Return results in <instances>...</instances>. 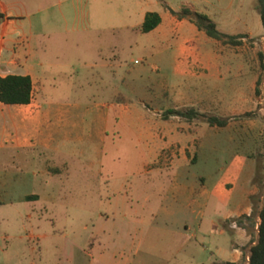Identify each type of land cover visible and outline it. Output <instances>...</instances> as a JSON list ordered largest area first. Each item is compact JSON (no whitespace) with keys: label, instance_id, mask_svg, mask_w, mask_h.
<instances>
[{"label":"rangeland","instance_id":"1","mask_svg":"<svg viewBox=\"0 0 264 264\" xmlns=\"http://www.w3.org/2000/svg\"><path fill=\"white\" fill-rule=\"evenodd\" d=\"M4 2L13 5V0ZM21 3L15 7L23 9L20 14L35 15L32 17L33 27L17 22L12 36L15 40L26 38L31 29H36L39 34L35 45L39 60L45 65L39 86L40 105L72 113L65 126L77 125L79 137L62 147L64 153L57 150L51 154L57 163L59 154L66 157L72 174L68 180L52 182V193L41 205L42 220L34 213V220L24 225L20 221L0 223V237L10 233L52 236V230L56 228L60 230L56 239H48L41 245L42 252L37 251L31 256L28 247H37V242L29 244L25 240L23 244L16 242L14 245L12 241L0 239V264H29L31 258L37 264L59 263L66 241L62 234L66 230L68 239L73 241L90 238L93 228L91 223L85 227L83 220L93 218L110 207L108 200L112 198L109 197L112 189L126 191L131 184L134 188L139 187L141 171L138 162L145 156V151L138 138V130L126 128L112 117L106 123L99 113H106L108 106L118 102L130 107L145 105L147 110H158L155 113L157 118H160V111H163L162 118L177 108L170 91L159 88L161 77L171 70L160 67V52L165 46L154 33L140 30L147 12L163 11L167 4L178 11L186 8L208 15L224 33L247 35L239 47L225 46L204 32L190 43L207 53L208 58L226 64L222 69L226 78L225 88L222 86L218 90V85L211 84V96L206 104L211 114L203 115L229 119V124L214 141L212 150H199L198 161L191 166L189 176L190 184L197 189L204 179L207 184L220 177L245 181L249 178V169L239 172L241 168L235 162L236 156L245 155L253 161L255 178L252 183L258 189L252 219L255 227L248 230L250 241L242 248L243 260L240 262L247 264L250 249L258 238L256 221L259 208L264 204V27L256 10L257 0H21ZM44 16L48 17L47 27L42 23ZM44 28L57 34L48 37L43 34ZM143 69H147V76L137 80V92L129 94L125 91L128 79H138L136 76ZM253 84L256 88L254 93ZM238 88L244 92L242 97L236 96ZM118 93L126 95L127 101L114 100ZM40 105L35 100L30 112L40 109ZM187 110L191 109L177 111ZM15 111V106L0 103V142L4 141V135L15 123ZM184 121L187 122L186 119ZM196 122L200 127L207 124L202 117ZM102 128H105V141L99 137ZM100 159L105 167L103 175L97 181H86L82 162ZM32 190L34 188L29 184L23 187L22 192ZM235 202L229 206H234ZM50 218L56 223L55 227ZM207 220L208 216L204 222ZM202 221L198 213L194 215V229L197 230ZM234 240H238L237 236L228 233V239L222 241V258L230 253ZM194 241L196 248H190L183 254L193 253L198 264H207L212 259L214 240L202 237ZM126 244L125 239H119L110 247L121 263L130 254ZM6 247L9 249L5 252ZM160 248L151 254L158 256ZM146 250L143 248L136 259L141 257L143 264H162L148 256Z\"/></svg>","mask_w":264,"mask_h":264},{"label":"crops","instance_id":"2","mask_svg":"<svg viewBox=\"0 0 264 264\" xmlns=\"http://www.w3.org/2000/svg\"><path fill=\"white\" fill-rule=\"evenodd\" d=\"M4 1L0 0V77L29 76L35 88V98L30 105L15 106V123L9 133L4 135V141L0 142V223L20 221L24 225L25 222L34 220V213L42 220L41 205L52 193V182H62L71 177L72 168L68 159L59 154L57 163L51 154L57 153V150L64 153L63 146L78 139L79 127L75 124L65 126L72 113L58 107L45 108L40 105L39 86L45 65L39 60V51L35 45L39 34L36 29H31L26 33V38L15 40L12 36L17 22L32 28V17L35 15L20 14L23 9L15 7V4H22L21 0H13L12 6ZM170 9L180 12L167 4L163 11L156 12L161 16V24L150 32L165 46L159 57L161 69L171 68L170 72L167 71L161 77L159 88L161 91L164 88L170 91L177 105L175 110L190 108L201 115L211 114L206 105L211 96V84L218 85V90L222 86L225 88L226 78L222 69L226 64L208 58L207 53L197 45L190 44L203 32L190 21L174 16ZM148 13L145 14L144 21ZM42 23L48 26L47 16L42 18ZM44 31L43 34L48 37L57 34L49 32L47 28ZM147 73V69H143L136 76L138 79L129 78L125 91L129 94L136 93V81L143 80ZM252 87L254 93L255 84ZM235 93L239 97L244 94L240 88ZM127 99L122 93L114 98L117 101ZM35 100L40 109L30 112L29 108L34 105ZM157 111L147 110L145 105L130 107L118 102L108 106L106 113H99L106 123L112 117L126 128L138 130V138L145 151V156L138 162L141 182L138 188L131 184L126 191L112 189L109 197L114 200L112 202V198H109L110 207L104 212H98L93 218L83 220L85 227L91 223L93 228L90 238L73 241L68 239L66 230L62 234L66 239L62 258L57 264H143L141 257L136 259L143 248L147 249L148 256L162 264H198L193 253H183L190 248L194 250V239L202 237L214 240L212 259L207 264H240L243 260L242 248L250 241L248 230L252 228H249L247 221L244 225H240L238 221L245 217L253 219L255 213L258 189L252 183L255 178L253 161L245 155H238L235 159L241 168L239 172L249 169L247 180H235L231 177L224 180L220 177L212 184H207L204 179V183L197 189L194 184H190L191 166L198 161L200 149L212 150L214 141L219 139L226 127H212L208 123L200 127L197 120L185 122V119L181 120L183 118L178 116L165 118L166 113L161 118L163 111H160V118H157ZM99 137L105 141V128L99 130ZM84 161L82 165L86 181H97L105 169L103 162L101 159ZM29 184L34 190L22 192L23 187ZM118 197L124 200L121 201ZM233 202L234 206H229ZM262 207L259 208V213ZM197 213L203 221L196 230L192 221ZM206 216L208 220L205 223ZM68 219L71 220V216ZM49 221L55 227L54 220L50 218ZM234 223L237 228L233 227ZM259 224L258 216L257 234ZM59 231L56 228L52 230V236L29 233L18 236L10 233L0 239L12 241L14 245L16 242L23 244L25 240L29 244L37 242V247H28L31 256L37 251L42 252L41 245L48 239H56ZM228 233L235 234L238 240L232 242L230 253L222 258L221 244L228 239ZM119 239H125L130 248L129 256L122 263L110 248ZM159 246L161 253L153 256L151 252L157 251ZM8 249L6 247L4 251ZM29 264L37 263L31 258Z\"/></svg>","mask_w":264,"mask_h":264},{"label":"trees","instance_id":"3","mask_svg":"<svg viewBox=\"0 0 264 264\" xmlns=\"http://www.w3.org/2000/svg\"><path fill=\"white\" fill-rule=\"evenodd\" d=\"M171 10V9H170ZM256 10L260 15L264 27V0H257ZM171 13L179 19H186L194 24L197 29L204 32L209 38L231 47H239L247 35H230L222 32L217 23L212 21L208 15L197 13L190 9L183 8L180 12L171 10ZM162 22L161 16L156 12H149L140 30L143 33L154 31ZM35 98V88L29 76L9 75L0 77V103L9 106L30 105ZM170 116L182 117L188 121L205 118L212 127H227L229 119L207 115H201L196 110L187 111L171 110L165 114V118ZM260 224L258 226V238L256 244L251 247L248 264H264V204L259 213ZM249 223V228L255 227L251 218H243L238 221L240 225ZM231 264V263H228Z\"/></svg>","mask_w":264,"mask_h":264},{"label":"built area","instance_id":"4","mask_svg":"<svg viewBox=\"0 0 264 264\" xmlns=\"http://www.w3.org/2000/svg\"><path fill=\"white\" fill-rule=\"evenodd\" d=\"M137 64H138V62H137ZM233 227H234V228H237V225H236V223H234V224H233Z\"/></svg>","mask_w":264,"mask_h":264}]
</instances>
